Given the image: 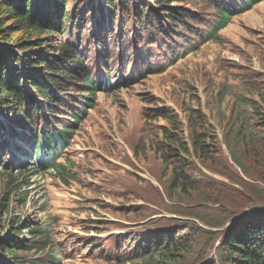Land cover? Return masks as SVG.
Here are the masks:
<instances>
[{
  "label": "trees",
  "instance_id": "1",
  "mask_svg": "<svg viewBox=\"0 0 264 264\" xmlns=\"http://www.w3.org/2000/svg\"><path fill=\"white\" fill-rule=\"evenodd\" d=\"M103 1H97L95 6L92 0H0V117L10 127V135L19 138L20 144L26 142L29 148L35 142L37 147L54 150V140L62 141L71 136L69 132L84 121L86 112L94 107L99 94L103 96L117 88L132 86L129 83L139 85L155 74L152 69L144 71L142 67L150 62V54H137L133 52L135 49H132L133 54L120 57L109 53L98 57L95 49L94 55L88 57L89 51L79 45L83 24V28L90 23L96 27L97 32L91 31L88 36L97 40L100 46L105 45L115 23L119 28L122 22L121 34L129 23L139 25L142 31L155 24L159 38L153 44H157L169 37V31L166 32L163 26L185 29L186 21L196 19L194 11L206 0H151L152 7L145 0ZM235 1L220 0L219 3L232 5ZM246 1L250 5L240 11L242 14L249 11L252 4L264 2ZM209 10L214 12L216 20L196 21L199 27L207 28L206 33L196 35L193 40L182 37L184 43L180 52H196L205 42H218V32L227 26L234 10L226 11L217 3L212 7L204 5L198 13ZM97 15L99 20L96 23L94 18ZM112 73L115 74L114 84L110 83ZM123 78L132 80L125 83ZM253 96L254 93L252 98H242L233 105L223 127L228 130L226 136L232 148L230 156L238 169L221 159L218 146L208 145V140L213 138L208 137V129L200 130L206 125V117L188 114L189 142L183 145L179 143V139L184 140L181 124L171 122L164 114L166 110L157 109L153 115H145L148 121L159 118L168 122V126H158L159 135L154 136L143 152L151 153L159 160L160 175L167 179L161 193L168 202L167 211H170L172 193L189 202L193 200L190 193H195L193 201L198 206L210 204L217 221L210 224L198 213L174 211L172 215L192 221L177 219L178 224L173 223L165 232L144 237L143 241L131 238L126 241L136 249L143 264H181L187 255L195 253L194 249L199 245L196 236L205 237L203 242L208 247L213 239L220 242L212 252L213 259L203 264H264V98L261 97L264 94L261 93L258 101ZM1 122L0 119V155L10 157ZM29 123L34 125L30 127ZM13 127L19 128L20 132ZM165 148L167 152H164ZM16 149L22 150L20 146ZM192 156L211 173L225 176L238 188L202 173L199 166L189 161ZM53 166L55 178L63 181L76 179L72 172L73 163ZM27 174L21 171L14 176L8 170L0 172V182L6 194L19 193L24 198L27 184L23 181ZM122 194L134 199L127 190ZM155 194L160 196L159 191ZM160 197L153 199L157 205ZM178 205L181 207L183 203ZM19 223L9 219L7 233L0 230V264H60L49 249V233L23 224L29 234L25 239ZM207 226L210 230L203 228ZM125 243L121 244L124 251L129 246Z\"/></svg>",
  "mask_w": 264,
  "mask_h": 264
},
{
  "label": "rangeland",
  "instance_id": "2",
  "mask_svg": "<svg viewBox=\"0 0 264 264\" xmlns=\"http://www.w3.org/2000/svg\"><path fill=\"white\" fill-rule=\"evenodd\" d=\"M145 1L149 5L152 3L151 0ZM199 9L194 11L197 13L194 20L201 19ZM210 13L205 12L202 16L207 22L215 20ZM98 20L99 15L94 18L96 23ZM186 22L190 29L197 27L193 20ZM119 25V32L116 33L118 24L115 23L105 45L100 46L97 40L88 36L91 31L97 32L96 27L90 23L83 28V24L79 45L89 51L88 57L94 55L95 49L113 56L145 52L153 59L156 71L139 85L98 95L94 108L74 130L67 153L56 147L58 158L63 156L59 164L73 163L72 172L76 179H67L65 183L55 178L52 169L39 171L33 164V147L24 150L22 155L13 148L9 149L8 155L13 156L10 160L0 155V172L8 170L14 176H18L19 170L28 172L23 181L27 184L24 198L19 193L6 194L0 182L1 232L7 233L9 219L20 221L22 235L26 234L23 224L41 228L49 233V249L60 264H143L136 249L126 241L130 238L143 241L144 237L165 232L173 223L178 224L177 219L192 221L172 215L174 211L198 213L206 223H216V214L210 204L198 206L193 201L195 193H190L193 197L190 202L172 193L170 211L165 208L168 202L161 193L167 179L160 175L159 160L153 154L143 152L154 136L159 135L158 126H168V122L159 118L148 121L145 115H153L156 108L166 110L164 114L171 122L181 124L184 140L179 139V143L183 145L189 142L188 114L206 117V125L200 130L208 129V137L213 138L208 140V145L218 146L221 159L238 169L230 156L232 148L228 145V130H223L226 118L240 99H250L254 93L253 99L258 101L261 93L264 94V2L245 14H231L229 25L218 33L217 43L207 42L178 62L172 54L182 47V36L191 37L181 27L163 26L166 32L169 31V37L153 44L159 38L155 24L142 31L139 25L129 23L122 34V22ZM202 29L206 33L205 28L199 27ZM1 125L4 140L11 145L14 138L10 135V127L5 121ZM157 138L159 141L160 136ZM37 151L44 164L57 161L52 160L44 148ZM164 152H167L166 148ZM189 161L199 166L205 175L238 188L225 176L211 173L194 156ZM126 190L134 199L123 196L122 192ZM155 191H159L161 197ZM155 197L161 198L160 204L153 200ZM181 202L183 205L179 207ZM195 224L199 225L196 221ZM208 226L203 228L210 230ZM196 237L199 245L195 247V253L187 255L181 264H203L213 259L212 252L220 244L219 240L213 239L208 247L203 242L205 237ZM122 243L129 244L125 251ZM122 254L123 257L119 256Z\"/></svg>",
  "mask_w": 264,
  "mask_h": 264
},
{
  "label": "bare ground",
  "instance_id": "3",
  "mask_svg": "<svg viewBox=\"0 0 264 264\" xmlns=\"http://www.w3.org/2000/svg\"><path fill=\"white\" fill-rule=\"evenodd\" d=\"M241 213V212H240Z\"/></svg>",
  "mask_w": 264,
  "mask_h": 264
}]
</instances>
